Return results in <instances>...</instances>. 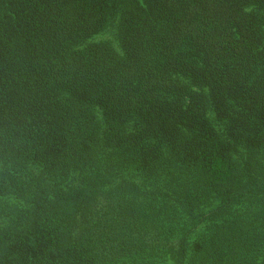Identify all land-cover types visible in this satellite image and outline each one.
<instances>
[{
    "label": "trees",
    "instance_id": "1",
    "mask_svg": "<svg viewBox=\"0 0 264 264\" xmlns=\"http://www.w3.org/2000/svg\"><path fill=\"white\" fill-rule=\"evenodd\" d=\"M0 264H264V0H0Z\"/></svg>",
    "mask_w": 264,
    "mask_h": 264
}]
</instances>
